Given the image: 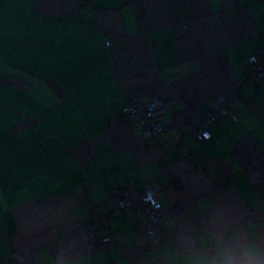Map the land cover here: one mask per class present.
Masks as SVG:
<instances>
[{
    "label": "crops",
    "instance_id": "1",
    "mask_svg": "<svg viewBox=\"0 0 264 264\" xmlns=\"http://www.w3.org/2000/svg\"><path fill=\"white\" fill-rule=\"evenodd\" d=\"M133 1L0 0V264H183L197 236L233 230L264 243V79L208 142L188 130L264 48V0H140L139 16ZM156 94L165 156L120 112ZM130 178L186 218L159 247L108 219V247L87 252L84 195L108 207Z\"/></svg>",
    "mask_w": 264,
    "mask_h": 264
},
{
    "label": "built area",
    "instance_id": "2",
    "mask_svg": "<svg viewBox=\"0 0 264 264\" xmlns=\"http://www.w3.org/2000/svg\"><path fill=\"white\" fill-rule=\"evenodd\" d=\"M95 10L92 15H95ZM104 47L112 50L114 40L107 37L103 40ZM248 72L232 84L227 91L217 95L210 101L208 110L199 118L192 120L188 125L189 134L197 140L208 141L211 138L210 126L218 116L229 117L236 120L233 112L237 98L242 94L243 88L260 84L264 79V48L257 55L248 58ZM167 100L160 95H153L148 101H141L137 95H129L128 102L120 109L123 116L133 124L140 127L144 138L150 140L153 145L160 144V133L162 126L159 116L163 113ZM162 155L167 150L160 145ZM134 178H130L119 190L110 197L111 205L108 207L95 208L89 197H83V213L80 226L85 236V249L87 251L101 247H107L111 240V232L102 234L98 230V224L104 219L116 216H126L131 222L143 224L147 238L156 246L165 239L163 227L170 217L182 221L186 213L179 205L166 206L160 199V185L151 180L141 190H134ZM258 197H261L258 195ZM255 210L251 216L255 217ZM162 264H172L162 262Z\"/></svg>",
    "mask_w": 264,
    "mask_h": 264
},
{
    "label": "clouds",
    "instance_id": "3",
    "mask_svg": "<svg viewBox=\"0 0 264 264\" xmlns=\"http://www.w3.org/2000/svg\"><path fill=\"white\" fill-rule=\"evenodd\" d=\"M244 240L237 247L236 242ZM195 249L185 253L183 264H264V243H253L237 231L210 232L195 238ZM207 249L199 255L198 249Z\"/></svg>",
    "mask_w": 264,
    "mask_h": 264
},
{
    "label": "trees",
    "instance_id": "4",
    "mask_svg": "<svg viewBox=\"0 0 264 264\" xmlns=\"http://www.w3.org/2000/svg\"><path fill=\"white\" fill-rule=\"evenodd\" d=\"M135 4H136V5H135ZM133 5H134V6H133L134 9L136 10V16L142 15V14L144 13V9H143V7H142V5H141L140 0H135V1H133ZM95 15H96V13H95ZM95 15H94V16H95ZM103 45H104V44H103ZM114 46H115V44H114ZM113 48H114V47H113ZM108 50H109V49H108ZM112 50H113V49H112ZM255 86H257V85H255ZM233 112H234V109H233ZM234 114H235V113H234ZM235 116H236V115H235ZM224 117H225V116H224ZM217 118H218V117H217ZM217 118H216V120H217ZM227 118H229V117H227ZM229 119H231V118H229ZM158 120H159V119H158ZM216 120H215V121H216ZM231 120H232V121H237V117H236V120H233V119H231ZM215 121H214V122H215ZM190 122H191V121H190ZM190 122H189V123H190ZM214 122H213V123H214ZM159 123H160V122H159ZM213 123H212V124H213ZM212 124H211V125H212ZM188 125H189V124H188ZM161 126H162V125H161ZM210 127H211V126H210ZM162 130H163V129H162ZM210 133H211V132H210ZM160 134H161V133H160ZM190 136H191V135H190ZM191 137H192V136H191ZM192 138H194V137H192ZM194 139H196V138H194ZM196 140H197V139H196ZM209 140H210V139H209ZM209 140H208V141H209ZM145 141L148 143L149 146H156V145H153V144L150 142V140H148L147 138H145ZM199 141H202V140H199ZM208 141H203V142H208ZM159 145H160V144H159ZM157 147H158V145H157ZM160 147H161V146H160ZM90 201H91V200H90ZM109 201H110V198H109ZM91 203H92V202H91ZM82 205H83V203H82ZM92 205H93L95 208H101V207H103V206H95L93 203H92ZM110 205H111V203H110ZM110 205H109V206H110ZM120 216H123V215H120ZM116 217H117V216H116ZM125 217H126V216H125ZM114 218H115V217H114ZM170 218H171V217H170ZM170 218H169V219H170ZM108 219H113V218H107V217H106V218L104 219V221H102V222H100V223L98 224V230H99L102 234H105V233H106V231H103L102 227H103V225L107 222ZM169 219H168V220H169ZM184 219H185V218H184ZM184 219H183V220H184ZM129 220H130V219H129ZM183 220H182V221H183ZM130 221H131V220H130ZM167 223H168V222H167ZM132 224H133V223H132ZM166 225H167V224H166ZM166 225H165V226H166ZM165 226H164L163 228H165ZM162 231H163V230H162ZM107 232H108V233H109V232L112 233V231H110V230L107 231ZM163 233H164V232H163ZM111 235H112V234H111ZM164 235H165V234H164ZM107 247H108V246H107ZM107 247H101V248H107ZM97 249H99V248H97ZM85 250H86V249H85ZM92 250H94V249H92ZM86 251H87V250H86ZM89 251H91V250H89ZM89 251H87V252H89Z\"/></svg>",
    "mask_w": 264,
    "mask_h": 264
}]
</instances>
